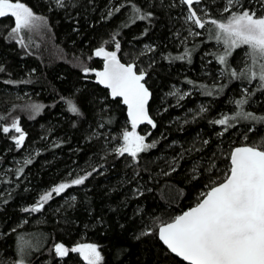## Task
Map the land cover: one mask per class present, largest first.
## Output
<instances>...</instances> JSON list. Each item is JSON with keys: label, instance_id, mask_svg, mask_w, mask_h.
I'll return each instance as SVG.
<instances>
[{"label": "trees", "instance_id": "16d2710c", "mask_svg": "<svg viewBox=\"0 0 264 264\" xmlns=\"http://www.w3.org/2000/svg\"><path fill=\"white\" fill-rule=\"evenodd\" d=\"M22 2L45 17L47 27L34 30L25 49L9 38L14 18H0V264L20 260V237L29 245L25 264H86L78 253L60 258L54 251L58 243L71 248L82 242L99 246L102 264H187L159 240L156 229L197 204L213 180L226 177L235 146L264 140V123L230 121L234 126L227 131L212 123L240 110L234 101L244 98L246 88L243 110L264 116V91L256 81L220 74L223 66L214 54L223 47L209 39L212 26L190 35L188 8L180 0H133L153 14L135 23L130 8L115 12L126 0H65L63 8L54 0ZM226 3L201 0L200 5L208 19L223 20L230 15L223 11ZM239 4L243 7L231 11L264 14L260 0ZM113 37L120 43L119 57L147 73L152 91L156 127L139 131L156 146L135 160L114 150L131 126L127 107L95 76L103 61L94 52L114 49ZM243 50L228 60L237 72L243 70ZM180 56L185 59H176ZM84 68L95 71L85 74ZM62 97L72 99L81 114L68 111ZM33 104L43 105L38 114L31 111ZM16 119L26 134L20 147L14 130L2 131ZM89 172L84 184L53 193L39 212L25 211L53 187Z\"/></svg>", "mask_w": 264, "mask_h": 264}, {"label": "snow or ice", "instance_id": "6c2138e0", "mask_svg": "<svg viewBox=\"0 0 264 264\" xmlns=\"http://www.w3.org/2000/svg\"><path fill=\"white\" fill-rule=\"evenodd\" d=\"M200 2L201 0H180V3L187 5L188 8L186 22H191L200 29H206L211 25V28H207L209 39H214L218 45L223 46L221 54H214L218 63L223 66L220 74L230 79H246L249 84L258 81L257 89L264 91V14L258 16L256 11L248 8L232 12L233 7L242 8L243 5L239 4V0H227L223 9L224 12H230L227 18L205 19L192 7L194 3ZM54 3L58 8L65 6V0H54ZM260 3L261 7H264V0H260ZM125 7L131 10L129 16L131 23L148 20L153 15L151 12L142 11L133 0H126L115 8V12ZM113 14L112 11L108 13L109 17ZM9 15L14 18V27L11 28L9 38L17 40L23 47L28 45L25 44L22 32L38 30L42 26L47 27V19L35 14L22 0H0V18ZM189 34L200 35L199 32H191V30ZM113 40L115 51H107L104 47H99L94 52L96 57L103 58V70L84 68L83 71L85 74L95 71L98 83L110 90L111 97L113 99L120 97L127 105L132 130H125L122 133L123 143L114 150L120 156L128 154L135 160L140 153L156 146L155 142L147 143L146 136L136 131L138 125L145 122L153 128L156 127L147 110L151 92L144 83L147 73L142 70L138 72L134 63H122L117 54L120 43L115 41V37ZM241 47L247 48L245 53L247 63L242 71L237 72L231 68L228 60L233 52ZM185 56H190V51L187 49ZM185 56L176 59L183 60ZM3 70L0 68V71ZM244 93V98L234 101L240 109L234 116L225 115L212 123L225 126V131L234 126L230 121L242 119L264 123V116L256 117L243 110L249 98L247 89ZM177 94L178 90L171 93V95ZM206 94L212 95V91L209 90ZM61 99L68 111L81 114L72 99L64 97ZM179 99H184V95H180ZM30 108L33 113L38 114L43 105L33 104ZM201 111L206 109L201 108ZM11 130L19 134L12 137L16 146H22L26 134L20 127L19 119L12 122L11 128H2L3 133H9ZM253 130L254 128H249V131ZM204 143L207 144L208 141ZM229 159L228 174L222 181L217 183L213 180L209 190L202 194V198L194 207L174 217L171 222L160 223L156 229L159 240L171 253L182 258L187 264H264V140L259 145L235 148ZM26 163L31 164L32 160L29 159ZM19 171L22 172L23 169ZM91 175L92 173L89 172L69 182L58 184L41 195L34 207L25 211L39 212L44 204L53 198V193L59 195L66 189L82 185ZM150 234L151 232L141 233L144 236ZM20 240L21 258L17 264H25L24 251L29 245L23 237H20ZM54 251L60 258L68 256L70 251L78 253L86 264H102L104 259L96 244H79L69 249L64 244L58 243L54 246Z\"/></svg>", "mask_w": 264, "mask_h": 264}, {"label": "rangeland", "instance_id": "374dc122", "mask_svg": "<svg viewBox=\"0 0 264 264\" xmlns=\"http://www.w3.org/2000/svg\"><path fill=\"white\" fill-rule=\"evenodd\" d=\"M193 9H195L196 11H197V14L198 15H200V16H202V17H204L205 19H208V11H206V9L204 8V7H202L201 5H200V3L199 4H193ZM205 13H207V15H205ZM190 24H191V22H190ZM191 27L193 28V30H192V32L193 31H195V32H197V31H199V29L200 28H198V27H196L195 25H193V24H191ZM21 35H23L24 36V38H25V44H27L28 46L27 47H24L25 49H30V46H31V42H32V38H33V31H25V32H22L21 33ZM17 41V40H16ZM107 51H115L116 49L114 48V49H108L107 47H105V46H103ZM216 47L217 48H222L223 46L222 45H216ZM244 48V53H246V51H247V48L246 47H243ZM118 54V57H119V52L117 53ZM101 58V60L102 61H104L103 60V58L102 57H100ZM242 61H243V63H242V69H243V67H245V64L247 63V57H246V55L244 56V57H242ZM256 83H258V81H256ZM247 89V91H248V88H246ZM127 131H131L132 130V128H131V126H129L127 129H126ZM16 133V132H15ZM138 133L140 134V135H143L142 133H141V131H138ZM18 134V133H17ZM19 135V134H18ZM123 143V141L121 142V144ZM120 144V145H121ZM70 180H72V179H70ZM70 180H68V182L70 181ZM79 244H96V243H92V242H82V243H79ZM79 244H76V245H74L73 247H75V246H77V245H79ZM97 245V244H96ZM98 246V245H97ZM69 248V247H68ZM72 248V247H71ZM71 248H69V249H71ZM98 248H99V246H98ZM99 251H100V248H99ZM101 252V251H100ZM101 255H102V253H101Z\"/></svg>", "mask_w": 264, "mask_h": 264}, {"label": "water", "instance_id": "95a60500", "mask_svg": "<svg viewBox=\"0 0 264 264\" xmlns=\"http://www.w3.org/2000/svg\"><path fill=\"white\" fill-rule=\"evenodd\" d=\"M120 58V57H119ZM120 60H121V62L122 63H125V64H129V62H125V61H123L121 58H120ZM103 67H104V61H103V66H102V68L99 70V71H102L103 70ZM137 71L139 72V70L137 69ZM144 83L146 84V86L148 87V89H149V91L151 92V97H150V99H149V102H148V105H147V110H148V115H149V117L153 120V117H152V115H151V112H150V102H151V99H152V91H151V89L149 88V86L147 85V83H146V78H145V81H144ZM104 87V86H103ZM105 88V87H104ZM107 89V88H106ZM108 91H109V93H110V90L108 89ZM117 98H119V99H121V101H122V98H120V97H117ZM123 103V102H122ZM124 104V103H123ZM125 105V104H124ZM126 107H127V105H125ZM127 110H128V108H127ZM130 119V118H129ZM154 121V120H153ZM131 123V122H130ZM142 126H151V125H149V124H147L146 122L145 123H143V124H140V125H138V127H137V129H136V131H137V133H138V131H139V129L142 127ZM139 134V133H138ZM249 144H241V145H238V146H235L234 148H233V150L235 149V148H237V147H243V146H248ZM232 150V151H233ZM196 205V204H195ZM195 205H193V206H191L190 208H192V207H194ZM190 208H188V209H186L185 211H187V210H189ZM184 212V211H183ZM182 212V213H183ZM181 213V214H182ZM181 214H179V215H181ZM169 222H171V221H169ZM167 223V222H166ZM166 246V245H165ZM175 255V254H174ZM180 258V257H179ZM181 260H183L182 258H180ZM187 263V262H186Z\"/></svg>", "mask_w": 264, "mask_h": 264}]
</instances>
